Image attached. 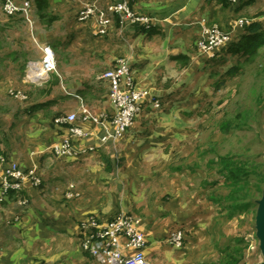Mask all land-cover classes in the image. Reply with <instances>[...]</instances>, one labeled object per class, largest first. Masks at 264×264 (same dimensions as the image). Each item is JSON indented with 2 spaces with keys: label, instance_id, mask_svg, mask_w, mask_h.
Segmentation results:
<instances>
[{
  "label": "rangeland",
  "instance_id": "1",
  "mask_svg": "<svg viewBox=\"0 0 264 264\" xmlns=\"http://www.w3.org/2000/svg\"><path fill=\"white\" fill-rule=\"evenodd\" d=\"M16 1L18 4L30 1L34 5V0ZM118 1L68 0L69 5L62 10L69 12L73 9L79 18L86 5L95 3L101 10H106ZM51 2L49 14L58 21L60 16L56 15L60 12L58 8L55 11L54 5L57 4L54 0ZM242 2L244 0L230 3L229 17L225 15L223 23L216 20L207 23L195 21L194 25H199L200 32L193 45L194 59L189 64L184 61L182 67L176 65L178 76L174 89L184 81L188 86H180L172 93L161 91L152 94L153 91L150 92L134 78L131 61L124 55H118L111 67H106L104 59H92L93 68L98 72L95 81L100 86L99 92L105 96V101H100L98 106L101 104L102 108L110 99V87L98 78L122 64H128L137 89L146 95L131 126L123 136L116 138L119 140L118 147L123 145L124 149L121 156L116 154L117 171L110 185L116 210L103 218L90 214L80 224L81 249L89 256L82 248V239L87 233L83 223L93 216L103 228L118 215L125 214L135 220V226L144 235L147 245L150 239L162 243L159 260L153 264H225L231 260L221 251L234 246L235 241L240 239L245 240V245L232 249L242 250L243 257L240 259L238 256V264H264L256 220L258 208L256 211L254 208L239 211L234 219H228L225 201L228 190L223 176L213 164L219 156L234 155L264 165V46L250 61L227 53L228 47L239 42L246 33L250 22H259L264 28V0L256 3L255 7L252 5L251 11L241 12L237 7ZM33 11L34 7V25L30 27L21 17L12 19L8 16L3 0H0V155L8 160L1 171L12 164L25 170L18 158L24 162V153L36 149L37 145L29 141L38 131V125L22 121L20 116L25 106L41 93L49 94V86L55 82L49 78L45 83H38L44 85L43 90L34 91L32 96L25 92L33 87L29 82L25 83L29 63L42 60L43 49L50 45L48 40L52 30L59 35L65 32L63 25L52 27L55 22L50 25L41 22ZM132 12L140 16L133 8ZM114 17L109 15L102 19L107 22L106 26L98 17L76 21L90 24L96 21L98 26L93 31L98 32L96 37L103 42ZM215 26L228 35L229 41L217 49L203 52L199 48L203 30ZM89 53L92 55V50ZM179 67H189V70L182 73ZM58 81L63 82V79ZM168 96L171 98L162 100ZM88 99L89 111L94 116L106 114L111 120L114 106L111 114H94L92 111L98 102L91 97ZM237 120L239 123L242 121L239 128L228 132L224 130L227 123H236ZM36 178L38 181L29 180L33 188H49L37 173ZM1 183L2 178L0 213L12 212L14 217L10 223L15 226L22 223L32 199L25 192V187L18 191L16 198H10L9 193L1 190ZM67 195L73 197L71 193Z\"/></svg>",
  "mask_w": 264,
  "mask_h": 264
},
{
  "label": "crops",
  "instance_id": "2",
  "mask_svg": "<svg viewBox=\"0 0 264 264\" xmlns=\"http://www.w3.org/2000/svg\"><path fill=\"white\" fill-rule=\"evenodd\" d=\"M260 1L244 0L238 4L237 10L249 11ZM54 2L57 4L54 5L55 11L58 8L60 12L56 16L60 17L52 27L63 25L65 31L59 35L52 30L48 40L57 57V73L50 75L55 82L48 83L49 94L41 93L25 106L20 116L22 121L38 125V131L29 141L37 145L36 149L24 153V162L18 158L24 171L35 170L49 188L38 190L29 180L25 181L23 187L32 204L22 223L11 226L13 213H0V264H101L82 251L80 224L90 214L103 218L116 210L110 185L117 171L116 154L121 156L124 149L123 145L118 147L119 140L115 138L111 121L102 127L85 121L83 117L84 109L91 111L87 101L89 97L98 102L92 111L94 114L114 112L110 99L102 108L101 104L98 106L100 101H105V96L101 95L100 86L95 81L98 72L93 68L92 59H104L106 67H111L118 55H124L131 61L134 78L150 92L153 91L152 94L161 91L172 93L180 86H188L184 81L174 89L178 76L176 65L182 67L184 61L189 64L194 59L192 51L200 32L199 25H194L195 21L223 23L226 21L224 16L229 17L231 10L221 0H140L132 8L140 16L150 19V25H145L149 31L143 32V24L132 25L116 16L113 24L109 25L108 35L99 42L98 32L93 31L98 26L96 21L80 23L76 21L78 18L73 9L69 12L62 10L69 5L68 0ZM49 3L51 9V0ZM188 70L189 67L181 69L182 73ZM61 78L63 82L58 81ZM29 84L33 87L25 91L28 96H32L34 91L41 92L44 87L32 82ZM106 86L110 87L108 82ZM166 98L162 100L167 101L171 96ZM69 115H76L74 123H57L59 118ZM69 126L86 135H73ZM64 140L71 141L73 154L57 157L51 149ZM104 157L108 159L111 171L107 170ZM61 188L65 191H60ZM68 193L73 194L74 199ZM161 246V242L151 239L148 242L146 255L151 264L159 260Z\"/></svg>",
  "mask_w": 264,
  "mask_h": 264
},
{
  "label": "built area",
  "instance_id": "3",
  "mask_svg": "<svg viewBox=\"0 0 264 264\" xmlns=\"http://www.w3.org/2000/svg\"><path fill=\"white\" fill-rule=\"evenodd\" d=\"M137 0H119L112 3L106 10H101L95 3L86 5L79 16V21H86L94 17L101 19L103 24L107 23L102 19L106 16H119L123 21L130 23L150 25V19L144 16H136L132 12L131 4ZM241 0H229L237 3ZM4 11L10 17H21L30 27H33L32 19L33 5L30 1L18 4L16 0H3ZM229 41L228 35L224 34L217 26L204 28L203 38L199 42V48L203 52L217 49ZM52 73H57L56 54L52 47L46 46L43 49V58L40 62H30L26 80L34 84H42L49 80ZM100 81L109 83L110 101L115 108V113L108 120L106 114L94 116L88 110L83 111L85 121H90L97 126H106L111 121L114 126L115 138L123 136L131 126L132 121L140 110L141 102L145 98L143 92L137 89L134 79L129 72L128 64L115 67L99 78ZM76 115L61 117L58 124L74 123ZM73 135L85 136L86 134L78 128L70 129ZM51 151L57 157L71 156L73 145L70 140H64L61 144L52 147ZM8 160L0 155V174L3 172L2 191H20L26 180H37L36 171L26 172L16 164L2 170ZM19 218V217H17ZM84 233L82 248L93 256L101 264H150L146 255L147 242L144 235L135 226V220L125 214L118 215L113 222L101 228L93 216L83 223Z\"/></svg>",
  "mask_w": 264,
  "mask_h": 264
},
{
  "label": "trees",
  "instance_id": "4",
  "mask_svg": "<svg viewBox=\"0 0 264 264\" xmlns=\"http://www.w3.org/2000/svg\"><path fill=\"white\" fill-rule=\"evenodd\" d=\"M221 1L226 3L227 6L231 3L229 0ZM33 4L35 14L38 15L41 22H46L45 24L50 25L56 20L55 17L49 14V0H34ZM134 4L132 3L131 7ZM11 18L14 19V17ZM141 28L143 32L149 31V27L147 28L145 25ZM245 30L246 33L240 41L228 47L227 53L233 56L244 57L246 61H250L257 51L264 46V28L259 22H250ZM150 33H153V31H150ZM238 120L236 123H227L224 130L228 132L232 128H239L242 121L239 123ZM71 128L69 126V129ZM104 160L107 163V170L111 171L108 159L104 157ZM213 164L217 167L219 174L223 176L225 187L228 190V195L225 197L228 219H234L239 211L245 209L254 208L256 211L264 192V165L258 164L255 160H243L234 155L219 156ZM253 177L255 178V182L253 181ZM17 193V191H10V198H16ZM241 245H245V240H236L234 246H228L225 250L221 251L223 256L225 255L231 260L225 264L239 263L238 256H240V259L243 257L241 256L242 250L236 249L233 251L232 249L235 246Z\"/></svg>",
  "mask_w": 264,
  "mask_h": 264
},
{
  "label": "water",
  "instance_id": "5",
  "mask_svg": "<svg viewBox=\"0 0 264 264\" xmlns=\"http://www.w3.org/2000/svg\"><path fill=\"white\" fill-rule=\"evenodd\" d=\"M263 199L259 202L256 220L259 226V237L262 251L264 253V192Z\"/></svg>",
  "mask_w": 264,
  "mask_h": 264
}]
</instances>
